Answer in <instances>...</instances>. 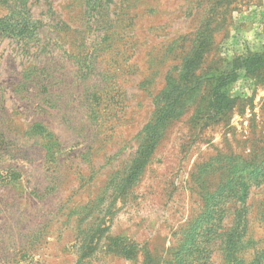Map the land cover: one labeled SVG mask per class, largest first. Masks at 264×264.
Instances as JSON below:
<instances>
[{"label":"rangeland","instance_id":"rangeland-1","mask_svg":"<svg viewBox=\"0 0 264 264\" xmlns=\"http://www.w3.org/2000/svg\"><path fill=\"white\" fill-rule=\"evenodd\" d=\"M0 264H264V0H0Z\"/></svg>","mask_w":264,"mask_h":264},{"label":"trees","instance_id":"trees-1","mask_svg":"<svg viewBox=\"0 0 264 264\" xmlns=\"http://www.w3.org/2000/svg\"><path fill=\"white\" fill-rule=\"evenodd\" d=\"M169 109H170V105H167L165 109L161 108L157 118L156 117L154 118L153 124L151 125V129L146 137L147 140L145 141V145H144L145 148H151V146L155 142V139L157 138V134L156 132H153V130L156 124H158L159 122H163L169 116Z\"/></svg>","mask_w":264,"mask_h":264}]
</instances>
